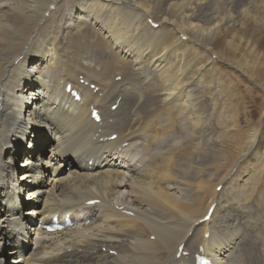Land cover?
<instances>
[{
    "label": "bare ground",
    "instance_id": "bare-ground-1",
    "mask_svg": "<svg viewBox=\"0 0 264 264\" xmlns=\"http://www.w3.org/2000/svg\"><path fill=\"white\" fill-rule=\"evenodd\" d=\"M235 69L263 105L264 0H0V264H193L200 244L264 264V109L252 123ZM16 152L32 155L23 184ZM75 210L73 228L35 226Z\"/></svg>",
    "mask_w": 264,
    "mask_h": 264
},
{
    "label": "rangeland",
    "instance_id": "rangeland-1",
    "mask_svg": "<svg viewBox=\"0 0 264 264\" xmlns=\"http://www.w3.org/2000/svg\"><path fill=\"white\" fill-rule=\"evenodd\" d=\"M224 65H226L224 67ZM221 66H223L225 69H229V65L227 64H221ZM233 73H234V83L237 85L239 91L241 92L242 90L246 91V96L248 97L249 99V104L248 106L250 107L249 109L252 111H254L255 109H258V110H255L254 112H251L250 111V116L252 117H249L250 121L252 123H255L254 121L257 122V118H259L261 115L260 112L263 111L264 109V104L263 105H258L257 102H256V98L260 97L258 94L260 93L258 88L257 87H253V84L251 81L248 80V77L244 74H242L239 70L235 69V70H232ZM237 72V73H236ZM240 72V73H239ZM244 78V79H243ZM246 80V81H245ZM248 82V83H247ZM250 82V83H249ZM250 89V91H249ZM256 89V90H255ZM252 91V92H251ZM258 91V92H257ZM255 93V94H254ZM253 104V105H252ZM251 106H252V109H251ZM255 106V107H253ZM263 106V107H262ZM259 107V108H258ZM255 108V109H253ZM258 111V112H257ZM259 113V114H258ZM256 114V115H255ZM241 118L238 119L237 121V124H236V128L233 130V132L238 136V137H243L245 134H247V131L248 129L246 128V126H243L242 125V119H244L243 115L240 116ZM255 119V120H254ZM240 122V124H239ZM239 124V125H238ZM263 134H264V130H263ZM246 137V135L244 136V138ZM28 142L26 143H23L20 147L23 149V147L27 146ZM262 146L264 147V144H262ZM260 148L261 151H264L263 149L264 148ZM255 150V149H254ZM22 160V157H19V159H16V163H19L20 161ZM254 162V161H253ZM227 166V163L225 164V167ZM28 209H25V211H27ZM251 231H252V223H251ZM251 242L253 243V252H254V246H255V243H254V237L251 236ZM104 251V250H103ZM12 255H9L7 254V256L5 257L6 258V261L9 263L12 259Z\"/></svg>",
    "mask_w": 264,
    "mask_h": 264
}]
</instances>
